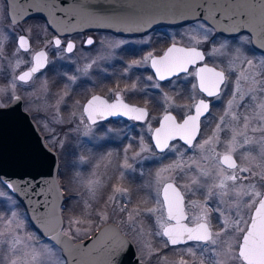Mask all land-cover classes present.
Returning a JSON list of instances; mask_svg holds the SVG:
<instances>
[{
  "label": "snow or ice",
  "instance_id": "6c2138e0",
  "mask_svg": "<svg viewBox=\"0 0 264 264\" xmlns=\"http://www.w3.org/2000/svg\"><path fill=\"white\" fill-rule=\"evenodd\" d=\"M260 7L264 10V0ZM208 39L206 31L203 41L196 43L201 44ZM87 43L91 45L93 40L90 38ZM54 44L59 47L61 40L55 39ZM74 47L75 45L69 42L63 50L71 53ZM226 48L225 44H221L219 48H213L207 53L208 56L217 53L225 56V66L209 67L204 63L197 67L194 73L189 72V66H196L198 62L204 61L206 53L195 46L180 47L176 42L167 48L163 56L156 57L149 53L143 61H133V64L151 61L155 76L161 81L179 73L193 75L198 83L193 84L192 88L199 89L207 97L220 100L223 95L231 92V98L212 130V135L202 142L197 141V136L201 133V117L206 113L210 114V105L205 99L188 106L194 108V114L185 115L182 123H178L176 117L168 112L163 116L160 127L154 131L155 148L160 153H164L165 150L175 151V145H170L169 142L179 137L189 150H198V158L194 156L185 161L184 153H180L176 161L156 172V203L159 209L139 206L128 208L120 204V198H128V203H131V190L123 186H113L112 194L108 198L109 203H106V208L98 213L101 220H107L108 208L113 212H127L125 223L137 231V220L140 216L144 213L161 212L157 218L160 230L156 235L167 237L165 247L168 244L180 245L187 241H196L197 247L200 248L199 257L192 247L186 248L175 264H190V261L184 258L185 255L191 259V264H205L206 254H210L207 258L208 264H264V59H250L241 48H235L231 52ZM222 49L225 51H221ZM18 50L30 51L25 36L18 38ZM48 63L46 52H36L28 71L13 76L11 99H20L14 95L16 81L28 83ZM93 64L95 61L85 66L83 70L85 74ZM16 66L19 67V62ZM69 79L74 81L76 77ZM147 79L152 80L153 77L149 76ZM153 87L159 88L160 85L154 84ZM5 94H8L7 90H0V95ZM164 98L166 101L171 100L167 94ZM0 107L3 105L0 104ZM84 114L90 123L84 125L82 135L89 138L93 136V126L98 119L131 114L133 119L144 120L149 115L147 108L129 106L119 95L112 104L100 96H92L84 106ZM222 133L226 134L228 139H221ZM218 145L223 147V151L217 150ZM60 146L63 147L62 141ZM128 151V148L124 150V163L120 166L121 179L125 175L123 169L133 170V165L128 163ZM147 151L149 149L141 141V150L135 153L134 159H147L148 157L141 156V153ZM253 151L256 152L255 155L252 154ZM108 156L110 157L111 153ZM88 160L89 157L80 156L79 163L83 165ZM99 166L97 163L96 167ZM193 166L196 175L191 176L190 183L180 185L175 182L177 179L175 175L163 176L164 173L187 175ZM92 177H96L95 171L87 179L85 187L95 197L98 189L102 187V181ZM201 178H204L205 182L202 183ZM6 187L13 186L7 184ZM181 188L184 189L183 192ZM200 190L205 192L204 202L188 201L189 206L199 209V214L191 217L194 223L189 227L185 223L189 219L185 193L194 195ZM3 195L0 193V196ZM209 201L218 206L210 209L207 206ZM232 210H235L234 214ZM212 211L218 214L217 218L221 223L219 231L212 229L210 221ZM225 211H228L229 215H225ZM81 222L70 218L69 229ZM74 231L77 236L81 233L79 228H75ZM138 231L142 233L143 228H139ZM61 236L72 238L73 232L61 230L56 236L50 237L47 243L44 242L39 237L27 233L21 214L10 210L7 217L0 215V264H60L53 241L59 242ZM5 249L7 255L4 254Z\"/></svg>",
  "mask_w": 264,
  "mask_h": 264
},
{
  "label": "rangeland",
  "instance_id": "374dc122",
  "mask_svg": "<svg viewBox=\"0 0 264 264\" xmlns=\"http://www.w3.org/2000/svg\"><path fill=\"white\" fill-rule=\"evenodd\" d=\"M6 13V2L5 0H0V90H7L8 93L0 95V103H6L11 99V95L13 94L11 91L12 78L17 75L18 71L32 61L33 52L42 45L53 46L50 41V31L48 30L47 25L43 23L44 20L37 18L21 23H13L8 20ZM211 30L212 29L203 22H197L177 30H167V32L172 36L179 35L187 42L196 43L197 41H203L206 31L208 35H210L212 33ZM20 32H24V34L31 39L32 48L28 52L18 50V44H16L14 48H9L12 40L15 39L16 41ZM163 33H165V31L159 32L155 36L156 39L159 37L158 35L164 36ZM249 36V34H242L237 37V39L235 38V40H222L221 38H218L215 41L216 45H214V48H219L221 44H225L227 46L226 50L229 52L235 48H241L250 59H264L263 54L253 50L249 46ZM116 46H118L117 43ZM119 46H122V48L118 50L117 54L112 53V51L110 54L108 50L103 51L101 46H99V50L95 52H83L80 53V55L75 54L68 56L63 53L57 55L54 54L53 57L50 58L51 66L49 65V68L45 73L34 77L28 83L16 81L14 94L19 96L22 95L24 97L25 107L34 113L32 116H35L41 124L44 132L47 134L49 143L56 146L60 152L61 167L59 170V179L60 182L62 180V184H64V189L67 191L68 195L67 203L63 204V211L65 208L67 213L68 229L70 218L82 221L81 223L73 225L72 228L69 229L73 232V235L75 237L87 235L93 230L99 228L100 225L112 221L118 224L122 231L130 236L135 242L140 257L143 260L147 261V259L149 260L153 258L152 256L155 254L154 258L161 262V264H175L186 248L192 247L197 254L200 252V248L197 246H188L171 249L168 252H162L163 237L156 235V232L160 230L157 218L161 215V212L158 211L154 214V226L148 218L147 213L140 216L137 220V231L133 230V226L125 223L128 215L127 212H113L111 208H108L107 220H101L98 215V213L106 208V203H109L108 198L112 194L113 186H123L131 190V203H128V198H120V204L126 205L128 208H135L138 206L146 208L149 201L148 195H150L147 192V187H150L152 190L151 196L154 198L153 208L159 209V205L156 203V172L160 168L176 161L179 158L180 153L185 154V150L178 142L172 144L175 145V151L170 152L166 150L164 153H160L156 149H151L148 144L145 145L144 143V146H146L149 151L141 153V156L148 158H138V165L133 167V170L124 169L125 175L121 179L120 174L116 176V171L120 166L118 160L119 158L121 160L119 147L124 139L128 137L129 139L136 137L135 132L131 130L132 127L136 125L131 122H120L116 124L108 123L106 125L95 124L93 126V136L91 138L82 135L84 132V125L88 123L82 112V98L77 97L76 99H73L71 87L76 86L75 89H78L82 84L84 85L82 77L85 76V73L83 70L86 65L92 64L93 61H95V64H93L91 69L99 70L100 72V70L105 71L104 68H106V66L103 64L110 61V55L111 58H114L116 55H118V57H126L125 52L129 46V42L122 39ZM247 48H249L250 52ZM221 51L225 50L222 49ZM215 55L217 56L218 61H222L225 57L219 53ZM18 62L19 67L16 66ZM71 63L78 64L81 69V75L76 77L78 80H76L75 85H73L68 78V73L70 71V66H68V64ZM139 64H135V66H139ZM87 71L90 72L91 70L88 69ZM97 75L98 74L94 72L92 78L96 79ZM6 77L7 80L5 79ZM79 78H82V81H80ZM232 79H235L234 75L232 76ZM73 82L75 83V80ZM241 111H243V109H241ZM156 123V118H150L143 125H139V127H151ZM138 137L142 138L143 134L138 135ZM61 141L63 142V147L60 146ZM140 150L137 152H140ZM109 153H111L110 157L108 156ZM153 153H155L154 156L152 155ZM123 154L125 155L124 151ZM80 156L89 157L88 162L81 165L79 163ZM195 156L198 158L197 155ZM128 158V163L130 164L135 160H133L131 156ZM189 158L190 157L185 159V155H183L185 161ZM147 160L153 162L154 172L153 176L150 177H148L146 172L143 173L144 179L142 180L141 185L144 188V192L140 194L137 192L140 184L131 182V179L127 176L136 171L138 172V175L141 176L143 172L142 169L146 168ZM97 163L100 165L98 168L96 167ZM105 164H107V167H105ZM193 169V172L191 170L186 175V183H190L191 176L196 175L195 166H193ZM93 171H95L96 177L92 178H98L102 181V187L98 189L95 197H93L85 187V183L87 179L91 177ZM169 175H175L177 177L176 180L179 179L180 175L182 176V174L179 173L163 174L165 177ZM111 181H113V185L109 184ZM107 188L108 194L105 192ZM0 193L4 194L3 196H0V215L7 217L10 215V210L20 213L26 225V232L39 237L47 243L49 238L43 237L34 227H32L23 204L16 195L6 187V184L1 182V179ZM104 195L106 198L103 197ZM141 227L143 228L142 233L138 231ZM75 228L81 230L80 235H75ZM68 229L66 230L68 231ZM63 230L65 229L63 228ZM209 247H211V245H209ZM55 250L58 254L60 264H66L65 258L56 244ZM4 254L7 255L6 249L4 250ZM209 255L210 254H207V256ZM184 258L188 259L191 264V259L187 255H185ZM207 258H205V264H208Z\"/></svg>",
  "mask_w": 264,
  "mask_h": 264
},
{
  "label": "water",
  "instance_id": "95a60500",
  "mask_svg": "<svg viewBox=\"0 0 264 264\" xmlns=\"http://www.w3.org/2000/svg\"><path fill=\"white\" fill-rule=\"evenodd\" d=\"M6 2L8 16L13 23L38 17L44 19L58 36L102 29L123 35H141L157 27L176 26L202 19L218 32L228 36L249 34L253 47L264 55V10L260 7L262 0H6ZM20 36L28 39L30 49V38L26 34H20L18 38ZM38 51L47 54L45 49ZM29 68L21 71L18 76ZM15 96L20 99H12L7 105L0 107V179L6 185L13 186L9 189L25 206L34 228L43 237H54L63 230L65 222L63 216L65 196L59 180L61 163L58 153L49 146L32 115L24 108L23 98ZM168 113L175 116L172 112ZM123 116L132 117L131 114L113 115L104 119ZM162 118L155 129L160 127ZM176 120L182 123L177 118ZM156 150L159 151L157 148ZM53 242L61 250L66 264H147L141 261L135 242L112 221L104 223L85 239L76 241L73 237L61 236L59 242Z\"/></svg>",
  "mask_w": 264,
  "mask_h": 264
},
{
  "label": "flooded vegetation",
  "instance_id": "af4514ba",
  "mask_svg": "<svg viewBox=\"0 0 264 264\" xmlns=\"http://www.w3.org/2000/svg\"><path fill=\"white\" fill-rule=\"evenodd\" d=\"M7 14V13H6ZM34 19V18H32ZM44 20V19H42ZM197 21H201L204 24H206L208 27H210L212 30V33L209 35V39L207 42L197 44L194 42H187L186 40H183L179 35L172 36L167 30H177L180 28H183L187 25L193 24ZM43 23L47 25L48 30L50 31V38L51 43L53 46H41L37 48L34 53L40 49H46L48 54V61L49 63L46 65V67L41 70L40 72L36 73L34 77L39 76L43 73H45L50 65V58L53 57L54 54L63 53L68 56L72 55H80V53L83 52H95L99 50V46L103 49V51L108 50L109 53L117 54L118 50L122 48V46H119L121 44L122 39L127 40L129 42V46L126 49L125 56L122 57L116 55L114 58L110 57V61L103 64L106 66L105 71L100 70H94L90 68V72L87 71V74H85L83 78L84 85L78 89H75L76 86H72V98L76 99L77 97L82 98V112L84 115L85 120H87L86 115L84 114V105L85 103L94 95H100L106 99L109 103H115L117 100V95H119L120 99L123 101L136 105L141 108H147L148 110V117L144 120H136L132 117H110L108 119L100 120L96 124H103L106 125L108 123H120V122H131L136 126L132 127V131L135 132L136 137L129 139H124L123 143L119 147L120 151V157L118 163L119 165H123L124 160V154L123 151L128 148L129 151L127 153L128 157L131 156V158L134 160V153L139 151L141 149V141H143V144L145 143L149 145L151 149H156L153 141V131L155 129V126L158 124L159 120L166 114V112H172L176 116V118L179 121L183 120V117L185 115L194 114V108H190L188 106L193 105L194 103L198 102L200 99H205L209 105H210V114L206 113L205 116L201 117V133L197 136V141L202 142L204 139H206L208 136L212 135V130L215 128L216 123L219 122V117L223 115L224 109L227 105V101L231 98V92L229 91L227 94L223 95L220 100H217L214 97H207L205 93H202L199 91V89H193L192 85L197 84L198 80L193 75H188L186 73H179L176 76H171L163 81L158 80L155 76V70L151 67V61H148L147 63H141L139 66H135L132 62L135 61H143L144 57H146L149 53H152L153 56H162L164 52L167 50V48L172 45L173 42H176L178 45H184L187 47H198L200 50L204 51L206 53L205 60L202 62H198L196 66H189V72L194 73L196 71V68L199 66H202L204 63H207L209 67L213 66H225L226 63V57L222 59V61H218L217 56L214 54L212 56H208L207 53L211 52L214 48V45H216V40L218 38H221L222 40H235L237 37H239L242 34L247 33H241L235 36H228L225 34H222L218 32L214 27H212L207 21L205 20H196L193 22L176 25V26H161L154 28L144 34L141 35H123L118 34L110 30H87V31H81V32H75L70 35L65 36H58L57 33H55L47 24V22L44 20ZM164 36L157 37L156 35L159 32H164ZM20 34H24V32H20ZM248 35V34H247ZM16 38V44L17 39ZM61 40V45L58 47L54 44L55 39ZM93 40V44L89 45L87 43L88 39ZM31 40V39H30ZM71 42L75 45L73 52L69 53L67 51H64L63 49H66L67 44ZM117 45L119 46H116ZM249 46L255 50L251 43V36H249L248 40ZM10 48V47H9ZM8 48V49H9ZM32 48V45H31ZM30 48V49H31ZM249 51V48H247ZM250 52V51H249ZM108 53V54H109ZM263 53V52H261ZM104 54V53H103ZM102 61V59H101ZM129 65H132L129 67ZM137 65V64H136ZM31 62L27 64L24 68H22L20 71H18L17 75L31 67ZM51 66V65H50ZM70 66V71L68 73V78L70 77H79L81 75V69L79 68L78 64H68ZM100 67V66H99ZM95 67V68H99ZM127 69V71H125ZM98 74L96 76V79L92 78V74ZM151 76L153 77L152 80H148L147 78ZM33 77V78H34ZM82 78H79L80 81H82ZM71 81L73 85L76 84ZM21 82V81H20ZM154 84H159V88L153 87ZM133 85H135V88H133ZM165 94H167L168 97L171 98L170 101L165 100ZM17 95V94H14ZM23 98L24 101V108L33 115L34 113L27 109L25 107V99L22 95H20ZM173 98V99H172ZM12 99H10L6 103H0L2 105L8 104ZM180 106V107H177ZM33 117V116H32ZM34 120L37 122L38 126L41 125L37 118L34 116ZM150 118H156L157 123L153 124L151 127H139V125H143L145 122L148 121ZM87 123H90L87 120ZM42 127V126H41ZM40 128V126H39ZM43 129V128H42ZM143 134V137L140 138L138 135ZM140 138V139H138ZM221 139L226 140L228 139V136L224 133L221 134ZM47 142L49 143L48 139L46 138ZM178 142L180 143L181 147L185 150V159L191 156H198V150L191 149L189 150L187 145H185L184 141L181 139H176L170 143L172 145L173 143ZM49 145L57 151L60 159V152L58 151V148L56 146H53L49 143ZM56 147V148H55ZM218 151H223V147L218 145L217 146ZM166 151V150H165ZM253 155L256 154L255 151L252 153ZM131 159V160H132ZM130 160V161H131ZM133 167L138 165V158H135L134 162L132 163ZM118 167L116 171V176H118L120 171L122 170ZM139 167V166H138ZM140 168V167H139ZM142 175L139 176L138 172L136 171L133 174H127L129 179H131V182H134L136 184H140L139 189H137V192L142 194L144 192V188L141 185L142 180L144 179L143 173L146 172L148 177L153 176L154 172V164L153 162H150V160H147L146 168L142 169ZM124 171V169H123ZM194 169H192V172ZM187 178L186 175L182 174L180 175L179 179L175 182L177 184H186L187 181L185 179ZM201 182H205L204 178H201ZM109 184L113 185V181H111ZM108 190V188H107ZM181 191L183 192L184 189L181 188ZM147 192L150 194L148 195L149 201L146 208H153L154 204V198H152V190L150 187H147ZM205 199V192L204 190L197 191L194 195L191 193H185V206L188 210L189 219L185 221V223L188 224V226H193V221L191 219L192 216L199 214L198 208H192L188 205V201H198V202H204ZM247 198H245L246 200ZM210 209H214L218 206V204L213 203L212 201L208 202L207 205ZM235 210H232V214H234ZM225 215H229L228 211H225ZM148 218L152 222V225L154 226V214H148ZM218 214L215 211H212L210 214V221L212 225L213 231H219L221 227L220 220L217 218ZM227 238V237H225ZM163 245H162V252H168L171 249L180 248V247H188V246H197L198 242L196 241H187L185 244L180 245H171L168 244L167 247H165V243L167 241V237H163ZM155 254H153V258L147 259V261L143 260L147 264H161L158 260L154 258ZM200 256V252L197 254V257ZM207 254L206 257L207 258ZM163 264V263H162Z\"/></svg>",
  "mask_w": 264,
  "mask_h": 264
},
{
  "label": "trees",
  "instance_id": "16d2710c",
  "mask_svg": "<svg viewBox=\"0 0 264 264\" xmlns=\"http://www.w3.org/2000/svg\"><path fill=\"white\" fill-rule=\"evenodd\" d=\"M8 18V17H7ZM34 19H37V18H34ZM8 20H9V18H8ZM10 21V20H9ZM15 45H16V41H15V39H13L12 40V43H10V48L12 47V48H14L15 47ZM6 80H7V77L5 78ZM4 79V80H5ZM40 126V129H41V131H42V133L45 135V137L47 138V134L44 132V130L42 129V127H41V125H39ZM61 184H62V180H61ZM62 187H63V189H64V184H62ZM106 194H108V190L106 189ZM64 193H65V201H64V204H66L67 203V198H68V195H67V191L64 189ZM104 198H106L105 197V195L103 196ZM24 206V205H23ZM25 208V207H24ZM63 215H64V220H65V224H64V229L66 230V229H68V223H67V213H66V210H65V208H64V211H63ZM99 218V217H98ZM97 218V219H98ZM96 219V220H97ZM30 221V220H29ZM30 224H31V222H30ZM32 225V224H31ZM103 225V224H102ZM102 225H100L99 226V228L102 226ZM32 227H33V225H32ZM99 228H97V229H95V230H93L91 233H89V234H87V235H84V236H81V237H75L74 235L72 236L73 238H74V240H82V239H85V238H87V237H89L90 235H92L96 230H98ZM69 230V229H68ZM67 231V230H66Z\"/></svg>",
  "mask_w": 264,
  "mask_h": 264
}]
</instances>
